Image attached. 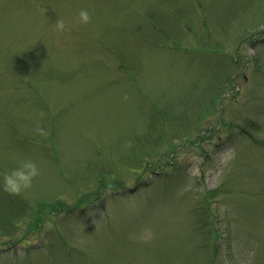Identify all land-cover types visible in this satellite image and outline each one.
Masks as SVG:
<instances>
[{"label":"rangeland","instance_id":"1","mask_svg":"<svg viewBox=\"0 0 264 264\" xmlns=\"http://www.w3.org/2000/svg\"><path fill=\"white\" fill-rule=\"evenodd\" d=\"M24 159L0 264H264V0H0V179Z\"/></svg>","mask_w":264,"mask_h":264},{"label":"clouds","instance_id":"2","mask_svg":"<svg viewBox=\"0 0 264 264\" xmlns=\"http://www.w3.org/2000/svg\"><path fill=\"white\" fill-rule=\"evenodd\" d=\"M77 15L79 23L81 24H87L91 20V15L88 9H81ZM55 27L57 30L63 31L65 29L64 21L58 18L55 22ZM35 131L41 136L47 134L45 130L39 126H37ZM221 162L227 163V159H224ZM38 175L39 169L35 161L31 159L21 160L17 163V166L2 174L0 188L9 194H20L31 188L34 178Z\"/></svg>","mask_w":264,"mask_h":264},{"label":"trees","instance_id":"3","mask_svg":"<svg viewBox=\"0 0 264 264\" xmlns=\"http://www.w3.org/2000/svg\"><path fill=\"white\" fill-rule=\"evenodd\" d=\"M209 194H211V192H209ZM51 208H53L54 206H50Z\"/></svg>","mask_w":264,"mask_h":264}]
</instances>
